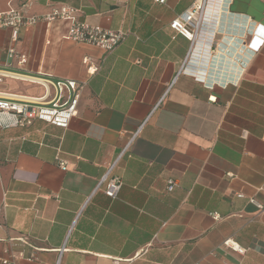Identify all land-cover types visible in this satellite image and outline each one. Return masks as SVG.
<instances>
[{
    "label": "crops",
    "instance_id": "1",
    "mask_svg": "<svg viewBox=\"0 0 264 264\" xmlns=\"http://www.w3.org/2000/svg\"><path fill=\"white\" fill-rule=\"evenodd\" d=\"M201 1L0 0L126 32L106 51L67 39L69 20L20 28L24 71L82 88L67 128L0 130V264H264V209L247 201L264 204V40L247 47L264 0H205L192 38L170 26ZM9 44L0 29V67ZM0 90L44 93L9 78ZM112 162L115 197L97 187Z\"/></svg>",
    "mask_w": 264,
    "mask_h": 264
},
{
    "label": "built area",
    "instance_id": "2",
    "mask_svg": "<svg viewBox=\"0 0 264 264\" xmlns=\"http://www.w3.org/2000/svg\"><path fill=\"white\" fill-rule=\"evenodd\" d=\"M154 1L162 3L165 0ZM204 1L202 0L193 9L185 12L182 18L172 20L170 26L183 36L192 38L194 33L190 31L187 25L194 21L195 26L198 27ZM24 6L25 3H21L19 7L9 6L5 10L0 11V29H8L10 38V44L5 49L7 61L4 66L0 67V82L6 78L26 81L42 86L44 93L33 95L0 90V130L26 126L31 124L33 120L44 121L63 129L67 128L70 120L77 113L79 91L82 88V83H78L71 78L52 79L49 76L24 71L28 56L14 45L20 28L31 25L37 20H44L46 22L55 19L69 20L70 23L66 33L67 39L95 45L106 51L111 50L122 42L126 36V32L122 29L104 28L97 24L78 20L74 17V8L69 5L54 7L50 12L43 15H26L23 9ZM196 14H198V17H196ZM258 31V28L254 30V32ZM261 33L263 37H256L255 34L250 36V39L247 41L249 49L250 47L257 49L263 42L264 31ZM83 61L86 62L87 58ZM182 70L184 71V69ZM185 71L192 73L197 80H203L201 73L192 72L191 70ZM139 128L132 134L131 139L138 133ZM131 139L124 146L122 152L126 150ZM63 163H61V167L65 169L66 166ZM114 164L115 162L110 164L97 184V187H99L102 183H105L104 193L109 197L116 196L122 183L118 176L109 175ZM174 183V180L169 178L167 180V189L171 190ZM258 189L264 190V183ZM237 196L243 197V194L239 192ZM247 201L254 204L260 210L264 209V204L258 202L252 196L247 197ZM223 243L239 252L243 251V248H240L230 239L224 240Z\"/></svg>",
    "mask_w": 264,
    "mask_h": 264
}]
</instances>
